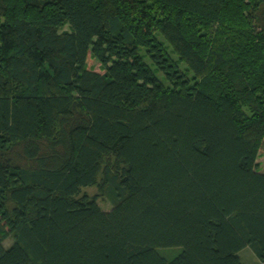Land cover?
Here are the masks:
<instances>
[{
  "label": "trees",
  "instance_id": "16d2710c",
  "mask_svg": "<svg viewBox=\"0 0 264 264\" xmlns=\"http://www.w3.org/2000/svg\"><path fill=\"white\" fill-rule=\"evenodd\" d=\"M263 150L264 0H0V264H264Z\"/></svg>",
  "mask_w": 264,
  "mask_h": 264
},
{
  "label": "rangeland",
  "instance_id": "374dc122",
  "mask_svg": "<svg viewBox=\"0 0 264 264\" xmlns=\"http://www.w3.org/2000/svg\"><path fill=\"white\" fill-rule=\"evenodd\" d=\"M167 46H168L167 50L169 51L170 55L173 58L177 59V56L173 53L171 47L169 45H167ZM179 64H180L181 67L183 66L184 69L186 68L183 65L182 62H179ZM88 65H89V67H91V68H93V69H95L97 71H101V69H102L101 63L97 59L92 58V57L88 58ZM258 160H259V163H260V170L264 171V150L261 152V155H260ZM86 190L91 195H95V194L98 193V190L95 187L87 188ZM98 203L103 209H106V210L110 209L112 207V204L110 203V201L107 198L103 197V196L98 198ZM151 253L155 256L157 262L159 264H162V258H161V254H160L161 252L156 250V249H154V250L151 251ZM241 258H242L243 261H247L249 263L250 262H257L256 255L250 249H247V250L243 251L241 253ZM230 261H231V263H233V259L232 258H231Z\"/></svg>",
  "mask_w": 264,
  "mask_h": 264
}]
</instances>
